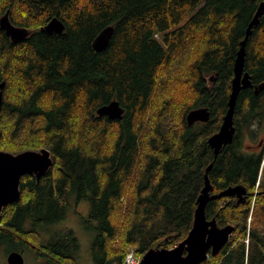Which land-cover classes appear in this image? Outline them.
Returning <instances> with one entry per match:
<instances>
[{"label": "trees", "instance_id": "16d2710c", "mask_svg": "<svg viewBox=\"0 0 264 264\" xmlns=\"http://www.w3.org/2000/svg\"><path fill=\"white\" fill-rule=\"evenodd\" d=\"M262 2L0 0V17L8 11L30 32L12 42L0 29V150L45 148L53 160L39 180L21 178L20 201L1 213L0 246L44 264H78L71 231L47 241L40 234L65 219L74 196L90 203L96 264H119L131 248L141 256L171 249L192 227L213 163L212 193L241 186L246 199L208 202L206 218L234 232L200 264H264V144L242 146L244 132L255 140L252 127L264 122V89L254 92L264 83V13L245 44L250 86L237 97L233 141L215 160L207 143L228 109L234 60ZM52 18L61 19L62 33L41 31ZM108 26L109 45L94 51ZM114 100L121 120L96 115ZM200 107L210 120L188 126L187 114Z\"/></svg>", "mask_w": 264, "mask_h": 264}, {"label": "water", "instance_id": "95a60500", "mask_svg": "<svg viewBox=\"0 0 264 264\" xmlns=\"http://www.w3.org/2000/svg\"><path fill=\"white\" fill-rule=\"evenodd\" d=\"M264 13V3H260L249 23L245 37L240 43L234 63V77L231 81V92L228 99V109L222 119L218 131L209 137L207 143L213 150L214 159L222 147L233 141L235 126L233 121L235 105L239 92L250 86L249 76L244 73L245 44L251 35V30L259 24ZM0 29L5 32L12 42H19L28 37L29 31L26 28L15 26L11 23L8 11L0 17ZM65 26L58 18H52L43 28L42 32L51 34L62 33ZM114 28L106 27L93 41L92 47L96 52H102L109 45ZM211 80V79H210ZM4 82L0 83V104L2 101V90ZM264 89V83L254 88L258 94ZM124 109L118 101H111L96 110L98 117L106 116L110 120H120ZM210 120V112L205 107L190 111L186 116L188 126L196 122L207 123ZM1 135V133H0ZM211 163L204 175V187L201 190L194 211L192 227L178 245L171 249H150L143 256L139 264H200L204 262L209 254L215 256L228 243L234 232L232 225L219 227L215 218L208 220L205 215V208L208 202L220 198L234 197L236 203L245 201V190L241 186L229 187L219 193H212V186L208 178V172L212 167ZM53 166V160L48 149L38 151L27 150L18 154H12L0 150V220L3 209L21 199L20 180L23 176H33L36 180L43 177ZM7 264H24L23 255L19 252H11L6 257Z\"/></svg>", "mask_w": 264, "mask_h": 264}, {"label": "rangeland", "instance_id": "374dc122", "mask_svg": "<svg viewBox=\"0 0 264 264\" xmlns=\"http://www.w3.org/2000/svg\"><path fill=\"white\" fill-rule=\"evenodd\" d=\"M4 15V14H3ZM2 15V16H3ZM256 125V126H255ZM256 130V139L250 138L248 132H244L242 146L244 151H253L262 147L258 146L261 141L264 144V122L261 126L255 122L252 127ZM248 133V134H247ZM256 146V147H253ZM258 146V147H257ZM69 207L67 208L66 217L56 225L49 228L38 229L45 241L49 240L51 234L66 233L70 231L79 242V251L77 253L78 264H96L92 253V244L97 235L96 225L89 220L90 203L88 200L77 201L74 196H71ZM52 234V235H53ZM8 247L6 245L0 246V264H7L6 257L8 255ZM23 255L24 264H44L42 260L36 259L31 252L25 251Z\"/></svg>", "mask_w": 264, "mask_h": 264}, {"label": "built area", "instance_id": "2783aa9c", "mask_svg": "<svg viewBox=\"0 0 264 264\" xmlns=\"http://www.w3.org/2000/svg\"><path fill=\"white\" fill-rule=\"evenodd\" d=\"M247 242V241H246ZM142 256L135 249L131 248L127 251L124 260L119 264H139Z\"/></svg>", "mask_w": 264, "mask_h": 264}, {"label": "bare ground", "instance_id": "6f19581e", "mask_svg": "<svg viewBox=\"0 0 264 264\" xmlns=\"http://www.w3.org/2000/svg\"><path fill=\"white\" fill-rule=\"evenodd\" d=\"M200 1V0H199ZM255 6V5H254ZM197 8V7H196ZM257 9V8H256ZM255 12V11H254ZM191 14V13H190ZM255 14V13H254ZM121 17V16H120ZM191 17V16H190ZM189 18V17H188ZM61 20V19H60ZM187 21L189 20V19H186ZM45 23H46V21H45ZM44 25V24H43ZM110 25V24H109ZM258 26V25H257ZM27 28V27H26ZM30 30V29H29ZM102 30V29H101ZM4 33V32H3ZM98 34V33H97ZM29 37V36H28ZM8 39V38H7ZM10 41V40H9ZM93 41V40H92ZM235 61V60H234ZM234 66V65H233ZM245 71V70H244ZM232 80V79H231ZM264 82V81H263ZM261 84V83H260ZM252 85V84H251ZM229 97V96H228ZM101 107V106H100ZM97 110V109H96ZM124 114V113H123ZM122 119V118H121ZM120 119V120H121ZM114 121V120H113ZM236 121V120H235ZM242 124V123H241ZM238 125V124H237ZM259 125V124H258ZM256 126V125H255ZM195 127V126H194ZM249 127V126H248ZM193 129V128H192ZM2 131V130H1ZM2 133V132H1ZM239 135V134H238ZM2 136V135H1ZM211 136V135H210ZM208 137V136H207ZM200 139V138H199ZM204 139V138H203ZM1 140V139H0ZM196 140H197V137H196ZM1 143V142H0ZM4 150V149H3ZM213 159H214V155H213ZM216 159V158H215ZM214 159V160H215ZM132 179H133V177H132ZM129 181H131V180H129ZM235 187V186H234ZM144 196V195H143ZM147 198V197H146ZM220 227V226H219ZM15 252V251H14ZM11 253V252H10Z\"/></svg>", "mask_w": 264, "mask_h": 264}, {"label": "flooded vegetation", "instance_id": "af4514ba", "mask_svg": "<svg viewBox=\"0 0 264 264\" xmlns=\"http://www.w3.org/2000/svg\"><path fill=\"white\" fill-rule=\"evenodd\" d=\"M194 124H204V123L196 122V123H194ZM194 124H193V125H194ZM191 126H192V125H191ZM260 145L263 146V144H262L261 141L258 143V146H260ZM258 146H257V147H258ZM253 147H256V146H253ZM261 148H262V147H259L258 149H255V150H259V149H261ZM214 194H216V193H214Z\"/></svg>", "mask_w": 264, "mask_h": 264}]
</instances>
